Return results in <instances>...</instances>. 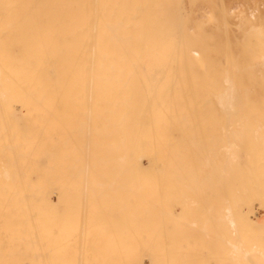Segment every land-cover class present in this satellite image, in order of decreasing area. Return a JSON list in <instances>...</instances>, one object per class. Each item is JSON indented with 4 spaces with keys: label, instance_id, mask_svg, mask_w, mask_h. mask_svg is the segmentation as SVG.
Listing matches in <instances>:
<instances>
[{
    "label": "bare ground",
    "instance_id": "6f19581e",
    "mask_svg": "<svg viewBox=\"0 0 264 264\" xmlns=\"http://www.w3.org/2000/svg\"><path fill=\"white\" fill-rule=\"evenodd\" d=\"M241 4L0 0V264H264Z\"/></svg>",
    "mask_w": 264,
    "mask_h": 264
},
{
    "label": "rangeland",
    "instance_id": "374dc122",
    "mask_svg": "<svg viewBox=\"0 0 264 264\" xmlns=\"http://www.w3.org/2000/svg\"><path fill=\"white\" fill-rule=\"evenodd\" d=\"M250 1L251 0H244V1L243 0L242 1L241 0H230L232 5H234V4L237 5L238 3L239 4L242 3L241 5L243 6L244 3H245V6H246V4H248L247 6H249V5H252V3H253V4L256 5L258 10H263L264 9V0H254V2H250ZM246 10H247V8H246ZM174 211H175V213H177L179 211V209H174ZM260 213H261V209L259 207H256L255 214L259 216Z\"/></svg>",
    "mask_w": 264,
    "mask_h": 264
}]
</instances>
